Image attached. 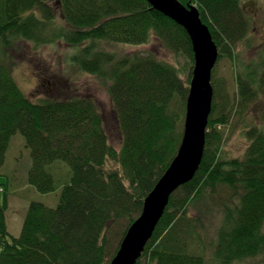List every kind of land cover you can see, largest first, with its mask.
I'll return each mask as SVG.
<instances>
[{"label": "trees", "instance_id": "1", "mask_svg": "<svg viewBox=\"0 0 264 264\" xmlns=\"http://www.w3.org/2000/svg\"><path fill=\"white\" fill-rule=\"evenodd\" d=\"M179 1L198 6L219 59H233L252 23L242 0ZM153 40L189 60L186 78L154 53L123 55L105 47ZM28 42L34 50L57 42L75 49L68 72L90 74L108 91L122 134L120 150L110 144L91 96L72 88L64 97L37 103L21 90L13 64ZM193 66L186 30L147 0H0V177L8 178L4 166L17 133L30 149L27 182L37 191L57 190L56 163L71 168L59 204L30 202L18 236L7 222L9 183L0 184V264H110L177 154ZM263 69L261 60L238 70L243 101L233 103L226 93L222 105L214 70L201 166L171 196L137 264H244L264 253V127L247 131L250 142L241 159L221 156L217 128L260 97Z\"/></svg>", "mask_w": 264, "mask_h": 264}, {"label": "rangeland", "instance_id": "2", "mask_svg": "<svg viewBox=\"0 0 264 264\" xmlns=\"http://www.w3.org/2000/svg\"><path fill=\"white\" fill-rule=\"evenodd\" d=\"M242 2L252 23L247 38L238 43L239 48L236 50L233 59L223 56L215 66V78L220 84L218 89L219 98L217 99L219 105L223 103L220 95L225 97L226 93L231 97L233 103H238V101L242 103L243 98L240 96L237 84L239 71L242 72V69H248V66L256 67L261 60H264V0H242ZM105 47L108 50H116L123 55L154 53L160 60L173 64L179 70L180 76L186 78L187 71H184V69L189 60L184 56L174 55L155 40L141 46L115 44L106 45ZM74 50L73 47L63 42H57L55 45L46 46L40 50H34L29 42L25 43L23 52L15 55L13 75L21 90L33 102L39 103L46 98L64 97L68 95V91L72 88L77 89L81 96H91L104 119V126L110 144L115 149L120 150L122 134L108 91L99 83L96 77L90 74L68 72L70 66L67 58L71 56ZM260 75L264 77V72ZM241 76L242 79L246 78L244 77V72ZM185 119L186 114L179 123L180 129L182 127V133L185 128ZM255 126L264 127V90L261 91L259 98L249 103L248 107L245 106L241 109V112H236L231 117L228 125L217 126L218 132L223 135V140L220 144L221 156L226 159H241L250 142L246 133ZM211 148L214 149L213 147ZM31 163L30 149L26 147L24 137L17 133L12 138L4 166V171L8 178L5 176L0 177V184L9 183L10 195L7 222L13 236L20 235L25 213L30 202L39 201L50 207H56L60 201L62 186L64 183L69 182L71 176V168L67 163H56V165H61V168H56L58 172L53 171L59 186L55 192L41 193L27 182ZM200 206L205 208L203 202ZM192 211L196 214L193 207ZM19 217L21 219L16 220ZM20 220L21 226H17ZM114 244H117L116 241ZM244 264H264V253L247 260Z\"/></svg>", "mask_w": 264, "mask_h": 264}, {"label": "water", "instance_id": "3", "mask_svg": "<svg viewBox=\"0 0 264 264\" xmlns=\"http://www.w3.org/2000/svg\"><path fill=\"white\" fill-rule=\"evenodd\" d=\"M156 10L182 26L190 37L194 70L186 105L183 138L166 172L144 200L141 214L129 227L110 264H137L162 219L171 196L192 181L206 148V133L212 113V74L219 60V47L199 9L179 0H148Z\"/></svg>", "mask_w": 264, "mask_h": 264}, {"label": "bare ground", "instance_id": "4", "mask_svg": "<svg viewBox=\"0 0 264 264\" xmlns=\"http://www.w3.org/2000/svg\"><path fill=\"white\" fill-rule=\"evenodd\" d=\"M148 1V0H147ZM149 3V2H148ZM150 4V3H149ZM151 5V4H150ZM152 6V5H151ZM186 6H195V7H197L198 8V6L196 5V4H190V5H186ZM153 7V6H152ZM155 9V8H154ZM199 9V8H198ZM156 10V9H155ZM158 11V10H157ZM160 12V11H159ZM199 12H200V10H199ZM200 15H201V13H200ZM142 44H138L137 46H141ZM193 48V47H192ZM212 76H213V74H212ZM190 87H191V82H190V84H189V93H190ZM189 96V95H188ZM188 99V98H187ZM213 101H214V95H213ZM212 107H213V103H212ZM186 112H187V109H186ZM211 116V115H210ZM209 119H210V117H209ZM209 123V122H208ZM208 127V126H207Z\"/></svg>", "mask_w": 264, "mask_h": 264}, {"label": "crops", "instance_id": "5", "mask_svg": "<svg viewBox=\"0 0 264 264\" xmlns=\"http://www.w3.org/2000/svg\"><path fill=\"white\" fill-rule=\"evenodd\" d=\"M19 219H21V218L19 217V218H17L16 220H19ZM17 226H21V220H20V223L17 224ZM8 227H9V224H8ZM9 231H10V227H9Z\"/></svg>", "mask_w": 264, "mask_h": 264}]
</instances>
